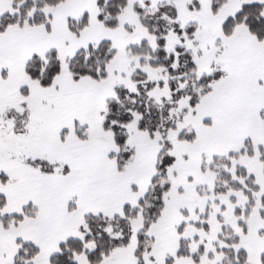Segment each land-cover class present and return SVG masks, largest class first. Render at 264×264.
Returning <instances> with one entry per match:
<instances>
[{
	"label": "snow or ice",
	"instance_id": "obj_1",
	"mask_svg": "<svg viewBox=\"0 0 264 264\" xmlns=\"http://www.w3.org/2000/svg\"><path fill=\"white\" fill-rule=\"evenodd\" d=\"M0 264H264V0H0Z\"/></svg>",
	"mask_w": 264,
	"mask_h": 264
}]
</instances>
